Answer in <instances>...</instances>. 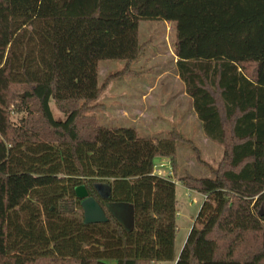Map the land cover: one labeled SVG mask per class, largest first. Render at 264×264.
Listing matches in <instances>:
<instances>
[{
	"label": "trees",
	"instance_id": "16d2710c",
	"mask_svg": "<svg viewBox=\"0 0 264 264\" xmlns=\"http://www.w3.org/2000/svg\"><path fill=\"white\" fill-rule=\"evenodd\" d=\"M142 20L174 24L179 77L223 147L216 167L177 130L99 122L112 80L140 73ZM113 60L124 69L100 84ZM178 143L212 174L177 178L206 197L180 254L177 185L154 174L167 158L175 176ZM79 186L106 222H84ZM108 203L132 205L133 229ZM163 261L264 264V0H0V264Z\"/></svg>",
	"mask_w": 264,
	"mask_h": 264
},
{
	"label": "rangeland",
	"instance_id": "374dc122",
	"mask_svg": "<svg viewBox=\"0 0 264 264\" xmlns=\"http://www.w3.org/2000/svg\"><path fill=\"white\" fill-rule=\"evenodd\" d=\"M139 38L142 44L147 43L146 48L142 56L134 62L131 68L135 71L140 72L135 76H124L119 78H114L110 83V90L107 91V95H102L99 99L100 104L104 108L98 109L96 115L99 122L105 126H122V127H134L139 132L141 137L149 138H164L168 136V133L172 130H176L186 138L194 139L195 146L197 148L203 149L200 155L202 159L207 158L209 161V155L207 154V147L203 145V140L199 138H192L188 136L185 132H182V128L178 122L177 117L181 116L178 111L172 109L173 103V91L168 90L169 86L172 85V80L174 71L178 70L177 64L174 62V57L172 55L174 51L175 43V27L172 22L165 20H142L139 24ZM126 63L124 61H103L99 65V81L100 84L104 80L122 69H124ZM164 71L168 73L161 74ZM161 76L160 78H158ZM156 83L157 89L154 91V95H159L160 100L157 101L155 105L151 103L148 109V117H144L142 120L138 117L139 111L137 108L143 106V103L136 98V92L128 89L132 83ZM124 97L119 98V96ZM115 98V99H114ZM110 99L112 102H110ZM51 108L55 116H59L61 112L57 109L53 101L50 103ZM117 105V110L116 109ZM127 107L126 109L131 115L125 117L121 114L118 108ZM143 108V107H142ZM189 108L185 107L184 113H188ZM178 112L179 115H176ZM135 116V117H134ZM137 117V118H136ZM136 118V119H135ZM150 119V120H149ZM209 144L213 146H218L220 148L222 145L209 140ZM178 163L177 171L172 179L176 182L179 176L191 173L198 177H211L212 174L210 170L203 164L197 161V153L190 144L178 143L177 145ZM204 155V156H203ZM223 155V154H222ZM213 158V163L210 165L217 166L220 160ZM222 158V157H221ZM216 159V160H215ZM207 161V160H206ZM208 162V161H207ZM177 199H178V211H177V235L175 240L176 253L182 250V247L188 237V234L194 224L195 218L200 211L203 203V197L196 194H186L181 186L177 188ZM121 206H126L127 210L119 209L116 214L119 216L117 218L126 229H133L134 226H128L129 222L134 220L133 207L129 203H115ZM132 225V224H131ZM182 245V247H181ZM181 247V249H180ZM180 254V252H179ZM160 264H173L172 261H163Z\"/></svg>",
	"mask_w": 264,
	"mask_h": 264
},
{
	"label": "crops",
	"instance_id": "0c3cea01",
	"mask_svg": "<svg viewBox=\"0 0 264 264\" xmlns=\"http://www.w3.org/2000/svg\"><path fill=\"white\" fill-rule=\"evenodd\" d=\"M173 57H174V62L176 63L177 62V56L175 55L174 51L172 53ZM175 73L172 74L173 76V80H172V85L169 86L168 90H172L174 93L172 95V98H173V103H174V106L172 109L175 111H178L179 114L181 116H178L177 119H178V122L180 124V127L182 128V132H185L188 136H190L191 138L193 136H196L195 138H198V136H200L199 138H201L203 141V145L205 146V148L207 147V154L209 155V158L211 159V161H209L207 158H205L204 160L208 161V163L210 162L211 164L213 163V156H216V158L218 160L221 159L222 157V154H223V150L222 148L218 147V146H213L212 144H209V139L207 138V136L205 135L204 133V130H203V125H202V122L201 120L198 118L197 114L194 112L193 110V106H192V99L191 97L187 94L186 92V89H185V84L183 83V81L180 79L179 77V74H178V70L177 71H174ZM165 73H168L167 71H164L163 73L161 74H165ZM161 76H159L158 78H160ZM111 84L108 86V88L106 89L105 93L103 94L104 95H107V91L110 90ZM128 89H130L131 91H134L136 92V98L139 100V102L141 101V103H143V108L142 107H139V109L137 108L136 111H139V118L142 120L144 117H148V109L149 107L151 106L150 104L151 103H148V100L151 99L150 102L153 101V103L155 105H157V101L160 100V96L159 95H154L153 96V93L154 91L157 89V85L156 83H139V82H136V83H132L130 84L129 86H127ZM102 96V97H103ZM125 95H121L119 96L118 98H114L115 101L118 100L119 98L122 99V97H124ZM105 97V96H104ZM110 102H112V100L110 99ZM185 107L189 108L188 110V113L185 114L184 111H185ZM127 108V107H126ZM125 107H120L118 108L119 111L121 112V114L125 117H128L130 116L131 114L127 111V110H122V109H126ZM114 110H117V105H116V109ZM178 112L176 113V115H179ZM135 117V116H134ZM137 118V117H136ZM135 118V119H136ZM150 120V119H149ZM177 130V129H176ZM186 138V137H185ZM191 141H193L194 143V139H190V138H187ZM195 144V143H194ZM199 149V148H198ZM202 153H204L202 150L203 149H199ZM204 156V155H203ZM216 160V159H215ZM164 162V163H169L170 160L167 159V158H157L156 159V162ZM206 161V162H207ZM174 175V174H173ZM176 185H177V188L178 186H181L183 188V191L187 194H196V195H201L203 197V202L205 200V195L201 194V193H198L196 191H193V190H190V189H187L186 187H184L179 181H176ZM203 204V203H202ZM107 209L116 217V218H119V216L116 214V211L119 210V209H124V210H127L126 206H119V204H115V203H108L107 205ZM128 211V210H127ZM132 224V225H131ZM135 225V222L132 220L129 222V225L128 226H134ZM182 247V245H181ZM180 247V249H181ZM180 252V251H179ZM178 252V254H179ZM173 264H175V262H173Z\"/></svg>",
	"mask_w": 264,
	"mask_h": 264
},
{
	"label": "water",
	"instance_id": "95a60500",
	"mask_svg": "<svg viewBox=\"0 0 264 264\" xmlns=\"http://www.w3.org/2000/svg\"><path fill=\"white\" fill-rule=\"evenodd\" d=\"M76 194L82 199L81 205L84 211V222L86 224L103 223L108 220L101 204L94 197L88 195L87 189L84 186L77 187Z\"/></svg>",
	"mask_w": 264,
	"mask_h": 264
},
{
	"label": "built area",
	"instance_id": "2783aa9c",
	"mask_svg": "<svg viewBox=\"0 0 264 264\" xmlns=\"http://www.w3.org/2000/svg\"><path fill=\"white\" fill-rule=\"evenodd\" d=\"M154 174L168 178L172 177L174 173L171 163H164L162 161L156 162L154 167Z\"/></svg>",
	"mask_w": 264,
	"mask_h": 264
}]
</instances>
